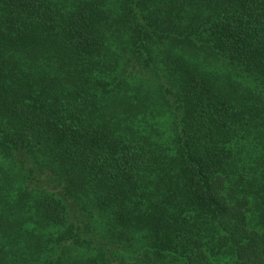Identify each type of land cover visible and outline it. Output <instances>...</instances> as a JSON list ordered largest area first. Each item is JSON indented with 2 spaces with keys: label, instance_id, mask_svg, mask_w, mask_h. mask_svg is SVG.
<instances>
[{
  "label": "trees",
  "instance_id": "obj_1",
  "mask_svg": "<svg viewBox=\"0 0 264 264\" xmlns=\"http://www.w3.org/2000/svg\"><path fill=\"white\" fill-rule=\"evenodd\" d=\"M0 264H264V0H0Z\"/></svg>",
  "mask_w": 264,
  "mask_h": 264
}]
</instances>
